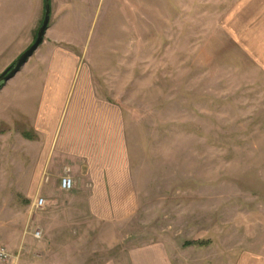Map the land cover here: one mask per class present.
I'll return each instance as SVG.
<instances>
[{"label": "rangeland", "instance_id": "1", "mask_svg": "<svg viewBox=\"0 0 264 264\" xmlns=\"http://www.w3.org/2000/svg\"><path fill=\"white\" fill-rule=\"evenodd\" d=\"M260 1L51 0L43 44L70 45L98 94L121 107L138 205L118 222L75 213L67 197L32 209L47 199L29 194L30 146L20 126H0V242L10 264H127L156 244L176 264H264ZM2 5L0 75L44 19V0Z\"/></svg>", "mask_w": 264, "mask_h": 264}, {"label": "crops", "instance_id": "2", "mask_svg": "<svg viewBox=\"0 0 264 264\" xmlns=\"http://www.w3.org/2000/svg\"><path fill=\"white\" fill-rule=\"evenodd\" d=\"M9 16L14 29L16 12ZM61 43L46 41L27 73L0 91V126L35 137L30 141L21 136L30 146L31 196L45 197L51 207L67 197L75 213L98 221H122L138 205L124 113L98 94L84 58ZM66 175L74 182L70 192L60 188V179ZM127 262L176 264L159 244L131 252Z\"/></svg>", "mask_w": 264, "mask_h": 264}, {"label": "water", "instance_id": "3", "mask_svg": "<svg viewBox=\"0 0 264 264\" xmlns=\"http://www.w3.org/2000/svg\"><path fill=\"white\" fill-rule=\"evenodd\" d=\"M51 10V0H44V19L38 30L36 39L34 43L15 61V63L0 75V90H2L9 81L13 80L17 76L22 68L27 64L29 59L33 57L42 46L45 35L49 29Z\"/></svg>", "mask_w": 264, "mask_h": 264}, {"label": "built area", "instance_id": "4", "mask_svg": "<svg viewBox=\"0 0 264 264\" xmlns=\"http://www.w3.org/2000/svg\"><path fill=\"white\" fill-rule=\"evenodd\" d=\"M74 187V182L69 175H66L60 179V188L64 192L72 191ZM46 206V201L43 198H39L33 202L34 210H42ZM35 238H41V232L37 231ZM13 256L11 255L9 249L6 245L0 242V264H10L12 263Z\"/></svg>", "mask_w": 264, "mask_h": 264}, {"label": "trees", "instance_id": "5", "mask_svg": "<svg viewBox=\"0 0 264 264\" xmlns=\"http://www.w3.org/2000/svg\"><path fill=\"white\" fill-rule=\"evenodd\" d=\"M42 25V24H41ZM38 33V32H37ZM37 36V35H36ZM35 39H36V37H35ZM1 91V90H0ZM22 136L25 138V139H27V140H34V135L32 134V133H26V132H24V133H22ZM196 244H198V245H200V246H203L204 244L203 243H186L185 244V246H192V245H196Z\"/></svg>", "mask_w": 264, "mask_h": 264}]
</instances>
